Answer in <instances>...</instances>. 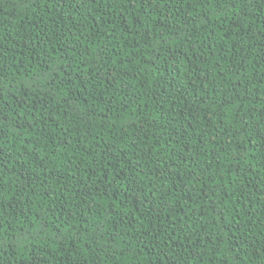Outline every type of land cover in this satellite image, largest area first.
<instances>
[{
	"label": "trees",
	"instance_id": "1",
	"mask_svg": "<svg viewBox=\"0 0 264 264\" xmlns=\"http://www.w3.org/2000/svg\"><path fill=\"white\" fill-rule=\"evenodd\" d=\"M0 264H264V0H0Z\"/></svg>",
	"mask_w": 264,
	"mask_h": 264
}]
</instances>
